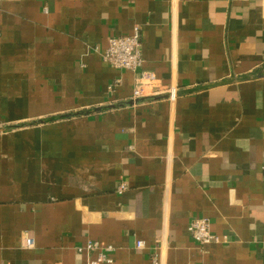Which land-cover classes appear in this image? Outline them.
<instances>
[{"label": "crops", "instance_id": "obj_1", "mask_svg": "<svg viewBox=\"0 0 264 264\" xmlns=\"http://www.w3.org/2000/svg\"><path fill=\"white\" fill-rule=\"evenodd\" d=\"M135 25L154 81L102 57ZM163 233L165 264H264V0H0V264H153Z\"/></svg>", "mask_w": 264, "mask_h": 264}, {"label": "built area", "instance_id": "obj_2", "mask_svg": "<svg viewBox=\"0 0 264 264\" xmlns=\"http://www.w3.org/2000/svg\"><path fill=\"white\" fill-rule=\"evenodd\" d=\"M102 57L105 61L109 62L116 68L128 69L137 73L140 79L154 81L157 78L154 72L141 69L144 58L142 54L141 31L138 25L133 27L130 34L111 36ZM117 83H119L118 80L115 81L114 86L117 85ZM166 92L168 93L167 99L171 104H175L178 98V85L171 83ZM141 96H143V87L139 85L133 90L131 98L132 103H136ZM168 183L167 186H169ZM127 187L128 184L126 181H122L117 185V191L122 193L127 189ZM188 231L191 236L201 244H207L210 242H225L227 240L225 235L222 236L212 230L210 219L204 216L193 218L188 224ZM168 242L167 234L163 233V237L157 242L155 249L151 253V260L153 264H165V257L169 248ZM24 244L27 247L33 246V237L28 235ZM136 246L138 248H144L145 242L143 240H138L136 242ZM76 250L78 253L86 252L89 255L92 254V258H89L86 264H114L113 259L110 256L114 247L102 241L89 239L84 244L77 246Z\"/></svg>", "mask_w": 264, "mask_h": 264}]
</instances>
